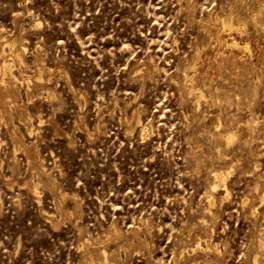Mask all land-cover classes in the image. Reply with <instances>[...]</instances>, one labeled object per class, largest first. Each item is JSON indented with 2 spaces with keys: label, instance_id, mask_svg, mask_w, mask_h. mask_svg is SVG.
<instances>
[{
  "label": "rangeland",
  "instance_id": "374dc122",
  "mask_svg": "<svg viewBox=\"0 0 264 264\" xmlns=\"http://www.w3.org/2000/svg\"><path fill=\"white\" fill-rule=\"evenodd\" d=\"M263 3L0 0V264H264Z\"/></svg>",
  "mask_w": 264,
  "mask_h": 264
},
{
  "label": "bare ground",
  "instance_id": "6f19581e",
  "mask_svg": "<svg viewBox=\"0 0 264 264\" xmlns=\"http://www.w3.org/2000/svg\"><path fill=\"white\" fill-rule=\"evenodd\" d=\"M264 3L262 4V5H260L259 6V8L257 9V14H256V19H255V21H254V23H256V24H263L264 25ZM224 24L227 26V27H229V28H231L232 27V25H233V20L232 19H226V21L224 22ZM262 25V26H263ZM257 27V26H256ZM224 28V27H223ZM259 29H260V26H259ZM264 30V29H263ZM222 31V30H221ZM232 44L233 45H235V46H237V47H240L239 46V44L237 43V42H235V41H233L232 42ZM243 48H245V46L243 47ZM7 62V61H6ZM5 61H4V63H3V66L4 67H6V66H8V64L6 63ZM11 66V65H10ZM5 69V68H4ZM6 72H7V70H6ZM9 72V71H8ZM5 73V72H4Z\"/></svg>",
  "mask_w": 264,
  "mask_h": 264
}]
</instances>
